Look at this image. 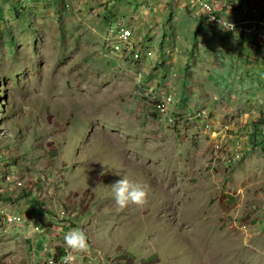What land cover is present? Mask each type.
<instances>
[{"label":"rangeland","instance_id":"obj_1","mask_svg":"<svg viewBox=\"0 0 264 264\" xmlns=\"http://www.w3.org/2000/svg\"><path fill=\"white\" fill-rule=\"evenodd\" d=\"M234 1L251 33L190 0H0L2 205L85 214L89 264H264V0ZM122 176L145 204L118 210Z\"/></svg>","mask_w":264,"mask_h":264},{"label":"crops","instance_id":"obj_2","mask_svg":"<svg viewBox=\"0 0 264 264\" xmlns=\"http://www.w3.org/2000/svg\"><path fill=\"white\" fill-rule=\"evenodd\" d=\"M190 1H193L192 4V8L194 9L193 11L195 13L201 12V9L195 4V0H190ZM154 3H157V0H154ZM145 8H146L145 6H142L140 8V11L143 10L144 12H146L144 15H147L148 17L146 18L145 21L148 23V21L149 22L152 21L150 17L154 18L155 15L152 16V12H150L152 11L151 7L149 8V10ZM222 13H226V15L230 14V12H222ZM205 21L208 25L211 24L213 26H217L208 22L206 19ZM230 23L235 24L236 22L234 21ZM132 29L134 32L132 37L133 44L130 46L129 50L133 49V46L136 43L134 39L136 29L134 28ZM233 34H236V32H233ZM52 187H54V185L50 186V184H47L46 187L45 186L38 187V189L39 188L42 189L43 191L42 194L44 193L47 194L52 191ZM39 197L42 198V195H40ZM39 197L34 199L32 196H30L27 199L25 198L21 199L15 204L8 203L2 205L3 203L0 202V211H2V209H6L8 213L18 214V215L21 214L24 218L22 221L15 222L13 224L11 223L6 224L5 221L0 219L1 243H4L6 247L11 249L10 251H13L15 257H17L16 259H12L8 254H6L5 261L8 262L9 264H40V263L57 264L56 263L57 259L59 264H63L62 258L66 255L63 256L62 248L68 253L71 252L68 247L66 248V244L64 241L65 234H67L68 232H70L75 228H83L84 230L82 224L84 222L83 218L85 214L82 213L80 214L77 212L73 213L71 211H70L71 213L68 212V214L66 212L67 215L62 214L61 212L63 210L61 208L63 207L59 205L60 202L57 203L52 201L51 200L52 196L51 198L50 197L46 198L45 204H43V208L39 210L37 205L42 203ZM75 200L74 202L71 203L73 206L76 205ZM77 202L80 201L77 200ZM55 213H60V218L58 216H55ZM37 225H38V229H36ZM85 232L86 234L89 233L87 231ZM88 235L89 234H87V236ZM88 240L89 242H93L95 238L88 237ZM89 244H90V250L87 253H85V255L80 253H71L73 255L72 264H84L86 262L87 264H89L88 262L90 261V258H92V260H96V261L98 260L97 257H92V253L98 251L99 249L95 248L94 246H91L92 245L91 243ZM60 251L62 252L61 255L60 253H58Z\"/></svg>","mask_w":264,"mask_h":264},{"label":"clouds","instance_id":"obj_3","mask_svg":"<svg viewBox=\"0 0 264 264\" xmlns=\"http://www.w3.org/2000/svg\"><path fill=\"white\" fill-rule=\"evenodd\" d=\"M220 25L225 29L234 28V25L229 21L225 23L222 17ZM112 192L118 210H123L129 204L143 205L147 202V186L130 180L126 176H122L121 179L112 184ZM64 241L66 246L71 250L70 254L65 257L64 264H72L73 255L71 253L84 254L90 250L88 236L82 228H75L65 234Z\"/></svg>","mask_w":264,"mask_h":264},{"label":"bare ground","instance_id":"obj_4","mask_svg":"<svg viewBox=\"0 0 264 264\" xmlns=\"http://www.w3.org/2000/svg\"><path fill=\"white\" fill-rule=\"evenodd\" d=\"M230 2L232 3H236L234 0H229ZM244 3V2H243ZM195 4L201 9V13L203 14V16L205 17V19L214 24V23H217L218 25H220V20H221V17L224 18V22L227 23V21L229 22H234L233 20H231V13L229 15H226V13H222V12H212L209 13L207 11V8L208 9H213V11H220V4H216L215 0H195ZM243 8H246V4H242V6H236V13H242L243 12ZM251 14V13H250ZM250 16V15H249ZM240 23H238L237 21H235L236 23H231L234 25V28H237L239 30V33L240 34H247L246 31H248V33H251L252 31H254V25H255V20L251 19V18H245V19H240L239 18ZM246 24H249V25H246ZM264 28V27H263ZM120 31V35L121 37L124 39L123 41H120V42H125L127 43L128 47H130L133 43H131V38L133 37V29L130 27V26H126V32L127 34H124V26L122 25L119 29ZM118 31V32H119ZM264 37V36H262ZM142 75V74H141ZM141 79V78H140ZM138 81V80H137ZM141 82V80H140ZM142 83V82H141ZM145 87V86H144ZM147 91V90H146ZM151 95V94H150ZM167 95H169L167 93ZM173 98V97H172ZM174 99V98H173ZM167 103L170 104V101H171V98H169L168 100H166ZM162 103V102H161ZM172 105V104H171ZM169 106V105H168ZM177 106V105H176ZM188 106V105H187ZM177 108V107H176ZM179 110V109H178ZM183 110V109H182ZM201 110V109H200ZM203 110V109H202ZM189 111V110H188ZM176 113V112H175ZM189 113V112H188ZM194 114V113H193ZM192 114V115H193ZM196 114V113H195ZM205 115V114H204ZM200 116V115H199ZM206 116V115H205ZM203 117V115H202ZM175 118V117H174ZM204 118V117H203ZM202 118V119H203ZM205 119H207L205 117ZM210 123V122H209ZM208 124V123H207ZM64 211V210H63ZM62 211V212H63ZM66 212V211H65ZM64 213V212H63ZM8 217V216H7ZM9 217H19L18 214H14V216H9ZM18 221H21V220H13L11 222H18ZM10 223V222H9ZM68 255L64 256L62 258V263L64 264V260H65V257H67ZM41 264H44V263H41ZM45 264H50V263H45Z\"/></svg>","mask_w":264,"mask_h":264},{"label":"built area","instance_id":"obj_5","mask_svg":"<svg viewBox=\"0 0 264 264\" xmlns=\"http://www.w3.org/2000/svg\"><path fill=\"white\" fill-rule=\"evenodd\" d=\"M216 4H220V11H213V9H208L207 8V11L209 13L212 14V12H230L231 13V20L233 21H239V18H244V14L243 13H236V6L237 4L236 3H232L228 0H215ZM258 5L261 4V2L257 3ZM248 6L246 5V8H243V10L247 11ZM249 11V10H248ZM124 26V34H127L126 32V25L123 24ZM55 216H58L60 218V213H55ZM23 216L21 214H19V217H6V224L8 222H11L13 220H23ZM36 229H38V225L36 226ZM62 252H63V256L64 255H69L70 253H68L67 251H65L63 248H62ZM63 262V261H62Z\"/></svg>","mask_w":264,"mask_h":264},{"label":"trees","instance_id":"obj_6","mask_svg":"<svg viewBox=\"0 0 264 264\" xmlns=\"http://www.w3.org/2000/svg\"><path fill=\"white\" fill-rule=\"evenodd\" d=\"M255 122V126L251 132L252 136H250L248 142L253 146H258L261 143H264V114L260 118H258ZM263 129V132H261L260 136L258 131Z\"/></svg>","mask_w":264,"mask_h":264}]
</instances>
